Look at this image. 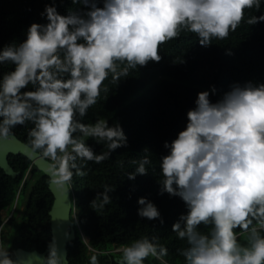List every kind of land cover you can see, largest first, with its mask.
<instances>
[{
    "label": "clouds",
    "instance_id": "9594fccd",
    "mask_svg": "<svg viewBox=\"0 0 264 264\" xmlns=\"http://www.w3.org/2000/svg\"><path fill=\"white\" fill-rule=\"evenodd\" d=\"M79 3L84 7L66 14L55 2L46 3L40 13L45 23L32 22L23 40L0 48V64L13 65L0 75V138L31 121V148L50 160L48 171L62 191L74 175L85 174V162L99 163L127 144L119 123L79 119L96 103L109 76L118 84L138 65L159 61L160 45L182 31L195 33L204 46L223 39L240 24L245 9L261 7V0ZM258 21H264V13L246 22ZM210 91L216 92L215 85L197 93L185 127L164 142L168 152L159 158L160 193L180 197L187 209L171 225L184 241L176 251L183 264H264V82H233L215 101ZM89 137L107 150L94 151ZM132 163L138 166L126 173L129 179L147 173L151 161L145 155ZM112 189L105 184L90 203L104 207ZM137 203L140 217L163 222L152 200L140 196ZM158 239L145 235L123 245L116 264H145L149 256L168 264V248ZM54 241L45 264H61ZM0 264L21 261L0 243ZM89 264H98L95 253Z\"/></svg>",
    "mask_w": 264,
    "mask_h": 264
},
{
    "label": "trees",
    "instance_id": "16d2710c",
    "mask_svg": "<svg viewBox=\"0 0 264 264\" xmlns=\"http://www.w3.org/2000/svg\"><path fill=\"white\" fill-rule=\"evenodd\" d=\"M53 2L62 14L84 7L79 0H0V48L23 40L32 22L45 23L46 18L40 13L46 3ZM261 13H264V0L259 9H245L234 31L230 30L223 39L213 38L207 46L199 43L195 33L182 31L178 37L160 45L159 61L138 65L118 84L110 76L103 82L96 103L79 119L85 123L95 119H108L112 125L119 123L127 144L117 147L108 159L99 163L85 162V174L72 177L75 216L72 217L74 238L67 245L69 264H89L93 253L101 264L106 255L93 249L122 247L145 235L158 236V243L168 248L164 257L167 262L183 264V257L176 250L184 246V241L176 237L171 225L187 209L180 197L160 193L159 158L168 152L164 142L171 141L185 127L187 111L195 107L199 91L215 85L216 92L210 91L209 97L215 101L233 82H264V21L251 25L246 22L250 16ZM12 67L10 62L0 64V75ZM32 126L31 121L17 124L11 134L30 145L28 130ZM86 139L94 151L107 150L104 142L98 144L91 137ZM145 155L151 161L145 165L148 172L129 179L126 173L138 166L132 161L138 162ZM7 162L14 174L0 166V243L5 237L2 210L14 202L18 193L28 190L24 217L8 248L14 258L17 248L47 256L52 237L50 210L54 202L49 177L22 153H9ZM35 174H39L38 178L31 181ZM105 184L113 188L109 193L111 200L104 207L92 205L90 202ZM140 196L156 204L163 222L160 218L149 220L137 214ZM7 221L11 224L13 216ZM200 229L207 231V226L201 225Z\"/></svg>",
    "mask_w": 264,
    "mask_h": 264
},
{
    "label": "water",
    "instance_id": "95a60500",
    "mask_svg": "<svg viewBox=\"0 0 264 264\" xmlns=\"http://www.w3.org/2000/svg\"><path fill=\"white\" fill-rule=\"evenodd\" d=\"M9 153H22L26 155L38 169L49 177V188L54 196V202L50 210L52 229L51 241L53 237H55L54 242L57 245L58 254L61 257V264H69L67 258V245L69 240L74 238V231L72 230L73 186L71 182L67 185L66 191L57 188L48 171L50 160L44 158L40 152L36 150L33 151L30 145L20 140L14 134H11L7 139L0 138V166L7 173L14 174V171L9 167L7 162ZM47 250H49V247ZM14 253L16 259L21 261V264H45L43 259L45 257L44 253L28 251L22 248L15 249Z\"/></svg>",
    "mask_w": 264,
    "mask_h": 264
},
{
    "label": "rangeland",
    "instance_id": "374dc122",
    "mask_svg": "<svg viewBox=\"0 0 264 264\" xmlns=\"http://www.w3.org/2000/svg\"><path fill=\"white\" fill-rule=\"evenodd\" d=\"M29 176L30 174L27 173L26 177H29ZM38 176L39 174H35L32 177L31 181L36 180ZM27 194H28V190L25 192L22 191L21 193H18L14 202L10 206L2 210L1 214L3 217V223H4V226L2 227V229L4 230V234H5L2 244L6 248L9 247V244L11 243L16 233L17 226L24 217V210H25ZM11 216H13V222L9 224L7 220ZM73 216H75V213H73Z\"/></svg>",
    "mask_w": 264,
    "mask_h": 264
},
{
    "label": "flooded vegetation",
    "instance_id": "af4514ba",
    "mask_svg": "<svg viewBox=\"0 0 264 264\" xmlns=\"http://www.w3.org/2000/svg\"><path fill=\"white\" fill-rule=\"evenodd\" d=\"M241 239H242V237H241ZM120 248L121 247L107 248V249H103V250L93 249V251L106 255V259H104V262L101 264H116V257H118L121 254L119 251ZM145 264H160V261L149 256L148 258L145 259ZM168 264H172V263L168 262Z\"/></svg>",
    "mask_w": 264,
    "mask_h": 264
},
{
    "label": "built area",
    "instance_id": "2783aa9c",
    "mask_svg": "<svg viewBox=\"0 0 264 264\" xmlns=\"http://www.w3.org/2000/svg\"><path fill=\"white\" fill-rule=\"evenodd\" d=\"M90 249H92L90 246H89Z\"/></svg>",
    "mask_w": 264,
    "mask_h": 264
}]
</instances>
